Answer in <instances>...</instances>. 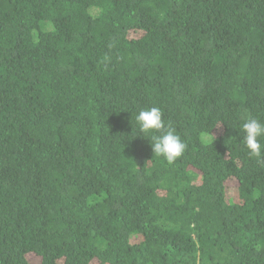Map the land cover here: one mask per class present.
<instances>
[{"label":"trees","instance_id":"16d2710c","mask_svg":"<svg viewBox=\"0 0 264 264\" xmlns=\"http://www.w3.org/2000/svg\"><path fill=\"white\" fill-rule=\"evenodd\" d=\"M152 106L173 164L136 131ZM247 117L264 0H0V264H264Z\"/></svg>","mask_w":264,"mask_h":264},{"label":"clouds","instance_id":"9594fccd","mask_svg":"<svg viewBox=\"0 0 264 264\" xmlns=\"http://www.w3.org/2000/svg\"><path fill=\"white\" fill-rule=\"evenodd\" d=\"M135 121L139 133L150 136L152 152L163 157L167 163L173 164L180 158L186 150L187 145L177 134L176 130L166 126L163 120L162 110L157 106L141 109L135 115ZM135 131V132H136ZM244 132V145L250 156L264 159L262 144L259 138L264 136V124L256 118L247 117L242 124ZM213 136L208 139L213 141Z\"/></svg>","mask_w":264,"mask_h":264},{"label":"rangeland","instance_id":"374dc122","mask_svg":"<svg viewBox=\"0 0 264 264\" xmlns=\"http://www.w3.org/2000/svg\"><path fill=\"white\" fill-rule=\"evenodd\" d=\"M30 259L33 260L34 258L32 256H30Z\"/></svg>","mask_w":264,"mask_h":264}]
</instances>
